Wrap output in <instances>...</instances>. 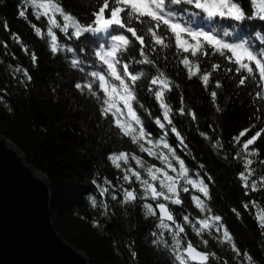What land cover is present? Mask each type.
I'll return each instance as SVG.
<instances>
[{
	"label": "trees",
	"instance_id": "trees-1",
	"mask_svg": "<svg viewBox=\"0 0 264 264\" xmlns=\"http://www.w3.org/2000/svg\"><path fill=\"white\" fill-rule=\"evenodd\" d=\"M60 2L65 12L81 23L92 19L94 0ZM238 2L246 12L254 10L250 8L249 0ZM20 10L26 12V19L19 17ZM57 20H61L59 15ZM29 22L46 30V19L35 20L33 9L26 6L24 0H0V135L13 142L24 153L27 162L48 177L55 226L65 240L86 252L91 264H173L169 251L163 245L152 243L157 237L151 233L160 231L156 228L157 218L144 214V203L155 206L157 202L140 199L143 193L139 183L134 178L132 184L125 183L123 171L108 157L123 151L138 155L157 167L163 165L147 153L139 152L137 145L113 126L110 114L107 118L101 116L102 95L97 99L87 90L81 93L74 87L78 82L83 84L91 79L86 76L87 72L100 70L94 52L107 43V38L86 34L80 40H70L57 29L54 31L65 50L53 55L47 36L38 38ZM193 26L216 28L221 34L226 29L233 35L225 39H248L257 48L261 45L255 34L264 35V23L259 20L234 25L228 20L210 22L201 14ZM12 34L19 35L28 54ZM5 43L7 47H4ZM69 47L76 51L67 52ZM32 53L37 58L35 64L31 60ZM165 55L167 60L163 59ZM150 58L157 61L173 83L171 93H166L165 99L173 109V123L187 147L181 150L171 133L169 143L184 159L189 174L196 178L195 173L199 172L209 184L211 199L206 203L213 215L223 218L222 223L233 236L241 255L237 256L227 243L220 244L207 233L203 234V239L208 240L205 247L189 225H185L186 236L181 234L185 244L191 241L200 249L214 252L216 258L210 256L208 264H246L245 253L252 257L254 264H264V228L259 227L256 220V214L264 211V185L259 183L264 177V99L257 97L256 92L264 90L250 80L244 86H238L239 77L225 70L234 66L219 57L211 59V63H221V69L213 73L207 89L199 77L187 78L186 70L171 52L161 51ZM72 59L82 61L83 73L72 68ZM211 63H201V72L211 70ZM17 67L27 70L31 80L23 72H16ZM138 70H144L147 75L137 81V98L149 109L151 117L143 109L137 107V111L155 140L161 133L152 121L161 115V110L148 91L151 87L148 79L156 73L151 66L133 64L130 68V71ZM216 80L221 82L219 89L214 87ZM94 90L98 91L95 85ZM212 90L217 91L215 104L210 97ZM181 106L185 109L184 116L177 115ZM190 112H195V120L188 115ZM246 129L248 131L237 143L234 137ZM257 131L261 135L249 151L258 150V154L247 157L241 151L242 144ZM246 158L253 160L249 185L257 181V191L245 189L239 179V174L245 171ZM129 163L145 175L135 161L130 159ZM121 165L127 167L123 162ZM101 187L108 188V192L101 194ZM122 188H135L138 199L124 204ZM113 195L117 198L113 199ZM191 195L201 194L190 188L187 194L181 192L183 205H169L178 223L183 224V215H189L193 223L204 215L191 202ZM90 197L96 199L95 207H92ZM253 202L258 207H253ZM244 204L249 205L247 210ZM232 209H236V213ZM165 238L171 241L167 232Z\"/></svg>",
	"mask_w": 264,
	"mask_h": 264
},
{
	"label": "snow or ice",
	"instance_id": "snow-or-ice-1",
	"mask_svg": "<svg viewBox=\"0 0 264 264\" xmlns=\"http://www.w3.org/2000/svg\"><path fill=\"white\" fill-rule=\"evenodd\" d=\"M24 4L33 9L35 20L39 21L41 17L46 19V30H42L31 22L29 25L38 38L44 39L47 36V44L53 55L65 50V46L58 41L54 31L57 29L70 40L73 38L80 40L86 34L104 35L107 38V43L99 46L94 52L100 64V70L87 72L86 76L91 79L83 84L78 82L74 87L81 93L87 90L97 99H100L102 95L101 116L107 118L110 114L113 118V126L119 129L124 137H129L131 143L137 145L139 152L147 153L149 157H153L163 165V167H157L138 155H130L123 151L108 157L117 169L123 171L125 183L132 184L133 178L139 183L143 193L140 199L157 202L155 206L153 203L143 204L145 216L156 217L158 220L156 228L160 231L151 233L153 237H157L152 243L157 246L163 245L169 251L173 264H208L210 256L215 259L216 254L199 251L191 241L185 244V239L181 236V234L186 236L185 225H189L205 247L208 240L203 239V234L207 233L220 244L227 243L231 250L240 256V250L233 236L227 226L222 223L223 218L220 215H213L212 209L206 203L211 199L209 184L205 183L204 177L200 176L199 172L195 173L196 178L189 174L184 159L177 155L176 148L169 143L168 137L171 133L181 150L187 147L184 137L173 123V109L165 99L166 93H171L173 83L158 66L157 61L150 57L152 54L158 55L161 51L171 52L178 58L177 63L186 70L187 78L199 77L205 89L208 88L213 73L221 69V63H211L212 57H219L228 65L234 66L226 67L225 70L228 73L234 72L239 77L238 86H244L246 81L250 80L255 86L264 90V35L260 32L255 34L261 45L257 48L256 44L248 39H225L233 35L226 29L221 34L216 28L193 26L201 14L210 22L220 19L231 21L234 25H243L245 21L255 20L264 23V0H249L250 8L254 9L249 12L245 11L238 0H94L95 8L90 13L92 19L88 23H81L79 19L66 13L60 0H24ZM18 15L26 19L25 11H18ZM57 15L61 17L60 21L57 20ZM5 30L8 29L5 28ZM12 38L21 45L25 54H28L27 46L22 44L19 35L12 34ZM4 47H7L6 43ZM66 51L76 50L69 47ZM167 58V55L163 57L165 60ZM36 59L35 53H32L33 64ZM206 61L211 63V70L201 72L200 65ZM81 64L82 61L79 59L71 60L72 68L83 73L84 68ZM133 64L151 66L156 73L148 79L151 86L148 91L161 110V115L152 121L161 133L155 140L152 138V133L144 127V122L137 111V107L143 109L151 117V112L140 103L136 93L137 81L145 78L147 73L144 70L130 71ZM15 71L23 72V75L29 81L31 80L27 70L17 67ZM94 85L98 91L94 90ZM221 86V82L216 80L214 87L219 89ZM256 96L264 99V91H257ZM210 97L215 104L217 91L212 90ZM181 104H183V97H181ZM219 110L217 107V111ZM177 115H185L183 106L178 109ZM188 115L192 120L196 119L195 112H190ZM247 131L246 129L240 132L234 140L239 143L240 138ZM201 135L205 134L201 133ZM260 135L261 132L257 131L242 144L241 151L246 153L247 157L258 154V150L249 151V148ZM130 159L143 170L144 176L140 170L131 166ZM121 162L127 167L122 168ZM252 163V159H245V171L239 174V179L245 189L257 191V181L249 185L253 173L250 168ZM200 167L202 168L203 165ZM208 179L211 181V177ZM259 183L264 185V177L260 178ZM190 188L201 194L191 195L190 200L204 215L195 223L189 215H183V224L178 223L169 205H183L180 198L181 192L187 194ZM100 192L104 194L108 192V188L101 187ZM122 192L124 204L138 199L135 188L131 190L122 188ZM112 198L117 197L113 195ZM90 200L92 207H95L96 199L90 197ZM243 207L247 210L249 205L244 204ZM253 207H258L255 202ZM232 211L236 213V209ZM256 220L258 226L264 228V211L256 214ZM165 232L171 236V241L165 238ZM213 233L216 235L213 236ZM244 258L246 264H254L252 257L247 253L244 254Z\"/></svg>",
	"mask_w": 264,
	"mask_h": 264
},
{
	"label": "water",
	"instance_id": "water-1",
	"mask_svg": "<svg viewBox=\"0 0 264 264\" xmlns=\"http://www.w3.org/2000/svg\"><path fill=\"white\" fill-rule=\"evenodd\" d=\"M51 206L48 177L0 135V264H91L59 233Z\"/></svg>",
	"mask_w": 264,
	"mask_h": 264
},
{
	"label": "rangeland",
	"instance_id": "rangeland-1",
	"mask_svg": "<svg viewBox=\"0 0 264 264\" xmlns=\"http://www.w3.org/2000/svg\"><path fill=\"white\" fill-rule=\"evenodd\" d=\"M58 230V229H57ZM87 255V254H86ZM88 256V255H87ZM89 257V256H88ZM91 260V259H90Z\"/></svg>",
	"mask_w": 264,
	"mask_h": 264
}]
</instances>
